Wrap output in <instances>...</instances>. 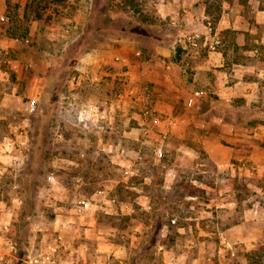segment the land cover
<instances>
[{"label":"rangeland","instance_id":"rangeland-1","mask_svg":"<svg viewBox=\"0 0 264 264\" xmlns=\"http://www.w3.org/2000/svg\"><path fill=\"white\" fill-rule=\"evenodd\" d=\"M224 1L234 0H71L28 21L25 39L0 18V44L11 39L0 46V206H14L19 217V229L4 234L32 240L18 252L39 264L45 252L48 264H82L71 248L84 211L102 239L85 248L84 264L96 249V264H264L263 223L252 248L221 239L240 216L220 207L227 190L243 205L251 193L246 171L240 184L204 148L214 94L201 91L194 107L186 105L208 52L183 35L202 30L204 14L217 25ZM230 37L220 34L216 52ZM99 50L110 62H94ZM98 74L100 86L90 81ZM111 77L116 85L103 84ZM254 200L264 209V193ZM127 240L138 242L124 248Z\"/></svg>","mask_w":264,"mask_h":264},{"label":"crops","instance_id":"crops-1","mask_svg":"<svg viewBox=\"0 0 264 264\" xmlns=\"http://www.w3.org/2000/svg\"><path fill=\"white\" fill-rule=\"evenodd\" d=\"M6 1L0 0V18L6 17ZM11 2L19 5L18 14L21 16L27 0H11ZM204 18L207 21L208 14H204ZM205 24L206 22L200 31L204 30ZM214 27L219 35L223 34L225 38L233 36L234 39L227 40L221 51H207L208 61L202 73L204 78L197 84H193V89L187 98L192 92L199 90L198 88L201 89L200 91L214 94L215 99L211 100L209 109L204 112L208 115V119H205L207 129L204 133V148L210 161L219 169L236 171L240 184L245 182L243 178L247 173L250 175L245 183L251 194L249 198L247 197L248 200H243L248 204L243 205L236 199H230L232 193L229 189L226 195L228 198L224 199L220 206L225 207L224 209L230 215L235 212L240 214L236 221H232L222 229L223 243L226 246L240 243L241 246L244 245L246 249H249L256 246V242L260 240L263 230L261 225L264 224L262 215L264 209L261 210L254 200L258 193H264V0H243V2L234 0L232 3L224 1L221 17ZM7 42L8 44H0V46L9 47L11 39ZM182 45L185 46V44ZM101 53L105 52L99 50V55L95 56L94 62H110V56L104 59ZM107 53L109 55L111 51ZM121 57L123 64L129 63L128 55L123 54ZM116 69L119 72V66H116ZM115 80L116 77H111L103 81V84L116 85ZM130 80H132L131 77ZM168 80L169 78L165 77L163 83H167ZM90 81L100 86L101 76L98 74ZM97 101L100 103V99ZM97 101L94 105H97ZM110 102V106L117 104L116 101ZM219 107L221 112L217 113ZM83 213L82 216L77 217V233L79 232L76 238L77 246L71 248L74 254L72 257H80L77 261L81 260L82 264L86 262L85 248L90 245L94 249V246L96 248L99 242H102L94 230L87 226L94 227L93 216L87 217V214L83 215ZM18 221V210L14 206H8V208L0 206V264H7L6 262L14 264L19 261L26 264L31 260L30 254L20 253L18 250L20 251L24 246L25 249L29 248V244L31 247L32 240L22 242L15 236L4 234L5 230H11L14 234L19 229ZM86 226L89 229H86ZM89 230H92V233ZM137 242L127 240L123 246L128 248V246H135ZM121 247V243L115 245L114 253L118 255ZM96 250L97 252L93 253V251L90 255L94 260L88 264L100 262L95 259L101 258L99 249ZM6 254H9L8 258ZM25 256H28L29 260H26Z\"/></svg>","mask_w":264,"mask_h":264},{"label":"built area","instance_id":"built-area-1","mask_svg":"<svg viewBox=\"0 0 264 264\" xmlns=\"http://www.w3.org/2000/svg\"><path fill=\"white\" fill-rule=\"evenodd\" d=\"M183 39L186 45L190 46L191 48H205L207 51L210 52H215L217 48L220 47L222 44L220 35L216 31L214 24L211 21H209V19L206 21L203 31L194 30L192 32L185 33L183 35ZM201 97H202V92L200 90H196L192 92V94L186 100V105L188 107H194L197 104V100ZM34 109H35V101H32L31 110ZM12 147H13V141L8 140L6 144V148L9 149ZM160 155H161V151H160ZM2 157L3 154L0 153V158ZM0 170H1V165H0ZM48 179H51V177H49ZM175 221H176L175 219L172 220L173 223H175ZM5 228L7 229V227ZM49 259L50 256L48 255V252H45V254L43 255L42 264H48ZM39 262L40 259L34 258L29 261V264H39ZM60 264H69V263L67 261L66 262L61 261Z\"/></svg>","mask_w":264,"mask_h":264},{"label":"trees","instance_id":"trees-1","mask_svg":"<svg viewBox=\"0 0 264 264\" xmlns=\"http://www.w3.org/2000/svg\"><path fill=\"white\" fill-rule=\"evenodd\" d=\"M6 17L3 20L14 23L16 27L23 32L21 38L25 39L29 33V26L26 23L29 21L42 20L47 13L55 11H62L64 8L70 5L71 0H27V3L23 9L22 15L18 14L19 5L13 4L11 0H7ZM13 31V28H10ZM17 28L10 35L16 36ZM15 35V36H14Z\"/></svg>","mask_w":264,"mask_h":264}]
</instances>
